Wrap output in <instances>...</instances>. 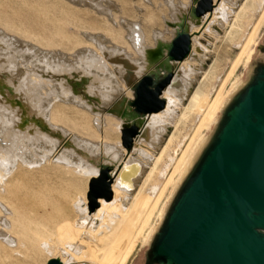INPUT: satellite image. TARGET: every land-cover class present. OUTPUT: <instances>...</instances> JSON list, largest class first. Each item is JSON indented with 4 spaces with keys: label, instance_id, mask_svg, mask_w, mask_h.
<instances>
[{
    "label": "bare ground",
    "instance_id": "obj_1",
    "mask_svg": "<svg viewBox=\"0 0 264 264\" xmlns=\"http://www.w3.org/2000/svg\"><path fill=\"white\" fill-rule=\"evenodd\" d=\"M98 1L100 0L92 5L105 16H110L108 8L114 6L111 0H104L105 7ZM116 1L119 4L118 12L125 14L129 11L127 4L130 0ZM168 1L170 3L172 0ZM211 1V13L193 17L185 5L174 9V20L165 21V25L172 29L173 36L180 23L185 21V29L191 35V51L180 62H157L159 57L155 53L156 49L168 41L164 42L165 40L156 34L153 45H144L139 32L141 26L132 23L131 27H128L131 42L140 52L142 62L135 63L130 57L123 56L124 53H119L117 58L115 56L117 67L114 66L127 83L140 76V73H155L163 78L172 75L179 68L160 93L159 98L164 101V107L157 111L140 113L134 121L131 112L125 109L129 102L134 104V87L133 95H123L110 108V115L100 121L98 118L102 106L108 105L117 91L113 84L107 86L109 81L103 78L104 74L100 78L96 73L107 66V51L103 49V38L98 34L109 27L107 18H102L106 26L93 27L91 31L94 34L88 35V44L78 47V44L74 45L72 58L68 59L60 57V52L50 51L49 48L48 51L45 49L47 53L43 52L39 45L10 35L0 27L1 242L10 244L11 247L27 246L29 250L38 249L51 258H58L61 264H125L140 240L146 244L151 232L150 221L167 188L172 187L175 179L183 172L202 138L201 134L199 135L202 127L207 121L206 127L213 121L225 97V91L222 92L224 84L243 58L247 56L248 61L251 44L264 19V7L260 3L261 14L258 20L241 45L239 53L230 62V69L217 93L210 104H207L208 97L213 94L215 83L219 79L215 59L205 72L202 70L208 54V45L213 39L209 31L213 28L218 33L215 20L218 18V21L227 22L231 11L235 13L232 27L235 21L242 19L243 11L254 5L255 0H244L238 6H235L234 0ZM207 17L209 20L204 29L194 36L193 33L199 31V26ZM90 47H94L96 51ZM164 53L163 49L161 54ZM113 64L112 62L111 66H108L112 67ZM94 69L97 70L93 72ZM191 76L201 78L193 90L194 80ZM141 78L133 83L134 86ZM184 101L186 105L182 106ZM78 104L85 108L78 109ZM76 112L87 113L91 127H96L97 131L102 128L99 124L103 123L104 128L119 133L124 127L131 126V122L143 123L131 139L130 151L124 149L127 138L122 141L124 148L121 151L104 142L107 146L104 154L110 156L109 162L112 166L109 168L103 164L99 169L93 166L89 156L83 154L88 152L94 142L91 143L88 138L74 136L72 132L75 128L79 130L77 125L83 118H74L73 114ZM90 112L95 114L92 116ZM194 125L197 126L180 156H172L174 148L179 150L185 141V137L180 138L178 127L186 130ZM170 127H174L173 132L162 146ZM65 145H68V148H64ZM156 151H159L158 155ZM162 161L163 165L160 166ZM51 168L53 172L48 177L42 175L41 178L36 176V179L28 180L29 174L36 175ZM106 168L109 169L105 178L110 182L111 198H98V206L92 208L87 195L84 196L83 182L88 180L89 184ZM170 168L171 172L164 185L160 186L156 183V178L164 175ZM75 178L80 179L79 182H75ZM13 183H18L14 189L11 186ZM162 209L163 207L158 213L159 217Z\"/></svg>",
    "mask_w": 264,
    "mask_h": 264
},
{
    "label": "water",
    "instance_id": "obj_2",
    "mask_svg": "<svg viewBox=\"0 0 264 264\" xmlns=\"http://www.w3.org/2000/svg\"><path fill=\"white\" fill-rule=\"evenodd\" d=\"M212 9L211 0H195L188 13L200 17ZM190 51L191 35L182 21L155 53L157 62H180ZM256 52L244 79L225 93L211 129L175 179L151 227L144 264H264V37ZM170 77L143 75L134 86V104L129 102L137 115L164 107L159 96ZM144 92L151 100H143ZM132 135L122 138L128 140L126 149ZM107 172L88 184L92 208L98 198H111ZM46 264L61 262L51 258Z\"/></svg>",
    "mask_w": 264,
    "mask_h": 264
},
{
    "label": "rangeland",
    "instance_id": "obj_3",
    "mask_svg": "<svg viewBox=\"0 0 264 264\" xmlns=\"http://www.w3.org/2000/svg\"><path fill=\"white\" fill-rule=\"evenodd\" d=\"M74 1L75 2H73V0H0V27L10 35L17 36V38L19 39L20 38L22 40L25 39L31 41L34 44L39 45L41 47L40 49L41 50L43 49V52H46V50L48 51L49 48L50 51L60 52L59 54L60 57L64 56L65 59H68L72 56L71 51L75 49L74 45L78 44L77 45L78 47L80 45L83 46L84 44H88V40H87L89 37L88 35H90V33L94 34L91 31L93 30V27L94 26L96 27V25L106 26L105 23L102 21V18L103 17L107 18V24H108L107 26L109 27L107 29L101 30V33L98 34L102 36L103 38L102 46L103 49L107 51L105 53H107L108 61L107 62L105 61L106 62L105 64L107 66L108 65L111 66L112 62L114 64L112 65V67L105 66L104 70L94 69L93 72L97 70L96 73L99 74L100 78H102L104 74L105 76H103V78L107 80V82L109 81L111 83L110 84L108 82L107 86L113 84V86L117 88V91L114 97L112 98L111 102L106 106H102L98 114V118L100 121L103 120L104 117L106 118V116L110 115L109 114L110 108L117 101H119L123 95H126L127 93H131L133 95L134 84L141 77H143V75H145V73L144 74L140 73L138 74L140 76H137V78L135 77L134 80L132 79L129 80V83H127L125 77L122 78L123 75L120 72H118L116 68L117 63L115 56L117 58L119 53L120 55L123 53L127 54V55L123 54V56L130 57L129 59L135 63L142 62L140 58L141 55L139 54L140 52L138 51L136 46L133 47V43L131 42L128 27H131L132 23L141 26L139 27V32L142 35L141 42L144 41L143 42L144 45L147 46L153 45L154 44L153 40L155 39L154 36L156 34L160 35L161 39L167 42L169 39L172 38L173 33L171 31L172 29L168 28V26L165 25V21L174 20L173 18L175 12L174 9H177L180 6L187 5L185 7L189 11L190 8L193 6L195 0H172L170 3L168 0H130V3L127 4L129 5L128 6L129 11L125 14H121V12H118L119 4H117L116 0H111V3H113L114 6L108 8V10H110L109 12L110 16L107 15L105 16L103 12L99 11L92 5V3L96 2L97 0H77V1L74 0ZM234 1H235V6H238L241 5L244 0H234ZM98 3L99 4L101 3V5H103L104 7L106 5L104 0H100L98 1ZM260 3L264 7L263 5L264 0H255L254 5L251 8L244 10L242 14V19H238V21H235L232 27L231 25L234 21V14H235L233 11H231L233 14H231V12L230 14H228L229 17L227 16L228 17L227 22L224 23L222 21H218L219 20L218 18L217 21L215 20V25H217L216 27L218 28V33H216L213 28H212L213 30L211 29V31H209V33L211 32L210 34L213 39L211 40V43L208 45V49H207L208 58L206 57L204 67L202 68V70L205 72L215 59L217 62V72L219 75V79L215 83V90L214 92H212L213 94H211L208 97L207 104H210L212 98L217 93V90L220 88V85L222 84L225 76L227 75L230 69L231 66L230 62L237 56V54L240 51L241 45L244 44L245 39L247 38L248 34L251 32L253 25L258 20L261 14L259 9L261 7ZM170 5L172 8L170 7ZM172 5H174L175 8ZM237 11H238V7L235 8V12ZM245 11L247 14L245 13ZM206 19L204 22H202L201 24L202 27L199 26L198 28L199 31L193 33L194 36L199 35L201 31L204 29V27L206 26L209 20V17H207ZM85 31L87 33H85ZM263 37H264V19L263 22L258 27L256 37L253 43L251 44L252 46L250 47V54L248 61L254 59L257 56L256 46L261 42ZM79 38L82 39L84 38V39L80 40ZM90 49L96 51L94 47H90ZM108 50L111 51L109 52ZM134 50L135 51L137 50L138 52L136 51L135 53ZM112 52H114L115 54ZM246 57L242 59L241 63L237 66L230 79H228L227 82L224 84L222 90L223 93L224 91L226 93L228 89L232 86V84H234L239 80L244 79L246 64L248 62L246 61ZM178 70L179 68H177L176 72ZM112 71L113 72L115 71V73H113ZM112 73L114 76L112 75ZM175 73L171 75V78L175 75ZM190 78L191 79L193 78L194 80L192 85V90H193L194 88H196L201 78L199 76L195 77L196 79L193 76H191ZM131 83L134 84L132 85ZM128 86H132V87L128 89L127 88ZM143 100L145 101L151 100L150 94L144 92ZM127 105L128 106L125 107L126 111L131 112L133 116L132 117L133 121L136 120L138 116L137 113L133 111L134 109L133 106L130 104ZM185 105H186V101L182 103V106ZM76 107L78 109L85 108L81 106V104H78ZM80 110L85 111L84 109H80ZM87 113L76 112L75 114H73L74 118L76 119H78L79 116H82L83 118L80 123L81 125L80 124L77 125V128L80 131L75 128V130H73L72 132H74V136L76 135L79 138L81 137L85 139L88 138L91 143L94 142L93 146L87 150L88 152L92 151V153L90 152L89 154H87L88 152H83V154L89 156L90 162L94 164V165L92 164L93 166L101 169L103 167V164H105L108 165V167L110 168L112 166V163L109 162L110 156L107 157L106 156L107 154H104L106 153L104 152V150L106 151L105 148L107 147L104 145V142H106L107 145L108 144L112 145L116 147L117 150L121 151L124 148L122 143V138L126 137L127 135H132L133 132L135 134L136 130L139 131V129L142 127L143 122L142 121L140 123L131 122L130 123L131 126L124 127L123 129L120 130V133L116 131L111 132L110 129L106 127L104 128V123H103V125L99 124V126H101L102 128H100L99 131H97L95 129L96 127H94L95 130L91 127L89 122L90 116L87 115ZM90 113L92 114V116L95 114L92 112ZM215 116H217V113ZM139 119H141V117H139ZM146 123L147 122H145V125ZM207 124L208 121L204 125V127H202V129L200 130L199 135L201 134L202 137L206 135L212 127L211 123L209 126L206 127ZM134 126H137V128H134ZM196 126L197 125H194V127L193 126L189 127L186 130L180 129V127H178L179 131L181 132L180 138L182 139V137H185V141L179 150H176V148H174V150L171 153L172 156H175L176 158L180 156L182 149L188 143L189 138L191 137L193 130L196 128ZM173 129L174 127L169 128L167 134L164 136V139L162 141L161 144L162 146L166 143V140L173 132ZM133 135L131 136V139ZM68 138L72 139L70 137ZM105 139H107V141ZM65 147L68 148V145H65L64 148ZM77 149L84 151L82 148H77ZM124 149L126 151H130L131 148L129 150H127L126 148ZM158 152L159 151H156V155H158ZM161 165H163V161L161 162L160 166ZM146 170H148V166L146 167ZM52 172L53 169L51 168V169H45L41 173L36 175H31L27 173L29 174L28 180H34L37 178L36 176H38V178H41L42 175L48 177ZM170 172H171V168L168 169V171L165 172L164 175L161 173L162 176L156 178L157 180L156 183H158L160 186L164 185L163 183H165L167 176L170 174ZM79 180L80 179L75 178V182H79ZM138 183L139 184L141 183V179L138 181ZM83 184L85 185L83 189L85 196L88 188V180L85 183L83 182ZM11 186L14 189L15 186L16 187L18 186V183H13ZM170 189L171 186L167 188L158 206V209L156 210L150 221L149 228H151L157 222L158 213L161 207L163 206V204L165 203V200L168 196ZM22 247L20 246L11 247L10 244H6L5 242L0 241V264H45L46 260L51 258V256H49L47 253L45 254V252L39 251L38 249L29 250L27 246H22ZM145 250H146V244H143L142 240H140L136 244L134 250L131 252L125 264H144Z\"/></svg>",
    "mask_w": 264,
    "mask_h": 264
},
{
    "label": "crops",
    "instance_id": "obj_4",
    "mask_svg": "<svg viewBox=\"0 0 264 264\" xmlns=\"http://www.w3.org/2000/svg\"><path fill=\"white\" fill-rule=\"evenodd\" d=\"M169 40H170V39H169ZM169 40H168V41H169ZM165 42H166V41H165Z\"/></svg>",
    "mask_w": 264,
    "mask_h": 264
}]
</instances>
